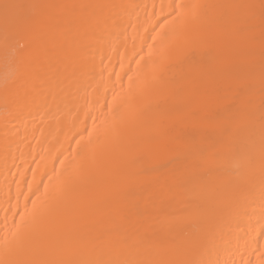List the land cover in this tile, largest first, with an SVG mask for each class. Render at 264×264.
<instances>
[{"label": "bare ground", "instance_id": "bare-ground-1", "mask_svg": "<svg viewBox=\"0 0 264 264\" xmlns=\"http://www.w3.org/2000/svg\"><path fill=\"white\" fill-rule=\"evenodd\" d=\"M0 264H264V0H0Z\"/></svg>", "mask_w": 264, "mask_h": 264}]
</instances>
